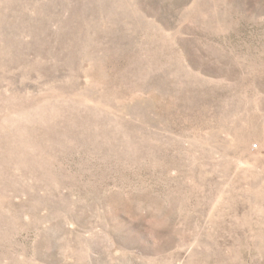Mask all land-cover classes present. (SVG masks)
<instances>
[{
    "label": "rangeland",
    "instance_id": "rangeland-1",
    "mask_svg": "<svg viewBox=\"0 0 264 264\" xmlns=\"http://www.w3.org/2000/svg\"><path fill=\"white\" fill-rule=\"evenodd\" d=\"M0 264H264V0H0Z\"/></svg>",
    "mask_w": 264,
    "mask_h": 264
}]
</instances>
